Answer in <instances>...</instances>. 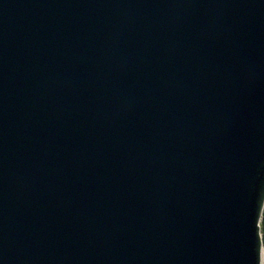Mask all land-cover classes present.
<instances>
[{"label":"water","instance_id":"obj_1","mask_svg":"<svg viewBox=\"0 0 264 264\" xmlns=\"http://www.w3.org/2000/svg\"><path fill=\"white\" fill-rule=\"evenodd\" d=\"M260 204L264 0H0V264H263Z\"/></svg>","mask_w":264,"mask_h":264},{"label":"trees","instance_id":"obj_2","mask_svg":"<svg viewBox=\"0 0 264 264\" xmlns=\"http://www.w3.org/2000/svg\"><path fill=\"white\" fill-rule=\"evenodd\" d=\"M261 231H262V237H263V243H264V212H263L262 220H261Z\"/></svg>","mask_w":264,"mask_h":264},{"label":"clouds","instance_id":"obj_3","mask_svg":"<svg viewBox=\"0 0 264 264\" xmlns=\"http://www.w3.org/2000/svg\"><path fill=\"white\" fill-rule=\"evenodd\" d=\"M262 207H264V206H262V205L260 204V208H259V210H260ZM258 215H259V213H258ZM257 236H258V233H257ZM258 244H259V246H260L259 237H258ZM258 264H259V251H258Z\"/></svg>","mask_w":264,"mask_h":264},{"label":"bare ground","instance_id":"obj_4","mask_svg":"<svg viewBox=\"0 0 264 264\" xmlns=\"http://www.w3.org/2000/svg\"><path fill=\"white\" fill-rule=\"evenodd\" d=\"M264 264V263H263Z\"/></svg>","mask_w":264,"mask_h":264}]
</instances>
